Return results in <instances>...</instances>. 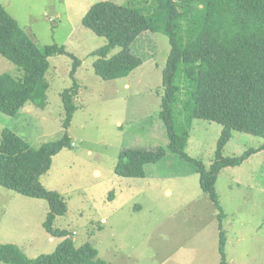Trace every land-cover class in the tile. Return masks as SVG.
I'll return each instance as SVG.
<instances>
[{
    "label": "rangeland",
    "instance_id": "rangeland-1",
    "mask_svg": "<svg viewBox=\"0 0 264 264\" xmlns=\"http://www.w3.org/2000/svg\"><path fill=\"white\" fill-rule=\"evenodd\" d=\"M98 1L104 0H0L39 48L64 45L80 60L74 74L76 110L67 129L62 125L60 94L72 85L74 59L66 54L49 56L48 88L41 106L27 104L16 116L0 112V132L8 127L32 147L58 140L67 130L70 145L52 157L49 170L40 177L66 201V212L54 218L53 226L67 229L75 246L90 243L110 264H218L221 228L226 264H264V150L220 170L215 183L217 207L201 189L195 164L165 145L167 135L158 112L168 37L141 32L131 51L142 64L124 76L100 78L91 52L106 39L81 22ZM110 1L140 7L144 13L154 4V0ZM118 50L116 46L108 55ZM3 72L21 75L0 55ZM220 131L216 122L193 119L186 153L208 168ZM263 142L261 136L233 130L222 154L238 156ZM158 146L166 153L146 166L143 177L115 173L122 149ZM47 213L45 199L0 185V244H16L30 258L52 252L61 237L49 239L42 225Z\"/></svg>",
    "mask_w": 264,
    "mask_h": 264
},
{
    "label": "trees",
    "instance_id": "trees-1",
    "mask_svg": "<svg viewBox=\"0 0 264 264\" xmlns=\"http://www.w3.org/2000/svg\"><path fill=\"white\" fill-rule=\"evenodd\" d=\"M146 11L110 0L90 6L81 22L106 39L103 46L91 52L95 56L94 72L105 80L124 76L142 64L141 58L131 51L141 32L149 30L168 37L170 49L161 72L163 90L158 112L166 128V148L195 164L201 189L218 207L215 183L220 170L237 166L252 153L264 150L263 142L238 156L222 154L233 130L264 139V0H154ZM116 46L119 50L109 56ZM53 54L74 59L70 70L72 85L60 94L62 125L67 129L76 110L78 83L74 74L80 60L64 45L39 48L0 5V55L21 73L19 77L8 72L0 74V112L16 116L27 104L42 105L48 88L45 73ZM195 118L221 125L208 168L185 151ZM68 145L67 130L58 140L32 147L14 130L1 129L0 185L45 199L48 213L42 225L50 236L61 240L52 252L34 258L16 244H0V263L110 264L98 257L97 249L90 243L75 246L67 229L53 226L54 218L66 212V201L58 191L48 189L40 177L49 170L52 157ZM166 148H124L114 171L123 177H143L144 165L159 161ZM218 250V264H226L221 228Z\"/></svg>",
    "mask_w": 264,
    "mask_h": 264
},
{
    "label": "crops",
    "instance_id": "crops-1",
    "mask_svg": "<svg viewBox=\"0 0 264 264\" xmlns=\"http://www.w3.org/2000/svg\"><path fill=\"white\" fill-rule=\"evenodd\" d=\"M125 85H126V83H125ZM164 128H165V125H164ZM165 131H166V128H165ZM168 140V139H167ZM166 145V144H165ZM158 162V161H157ZM156 163V162H155ZM148 164H152V163H147V164H145L144 165V173L146 172V166L148 165ZM96 173H98L97 171H95ZM99 174V173H98ZM101 221L103 222V221H105V218L104 217H101ZM49 239H53V236L51 237L50 236V238Z\"/></svg>",
    "mask_w": 264,
    "mask_h": 264
}]
</instances>
